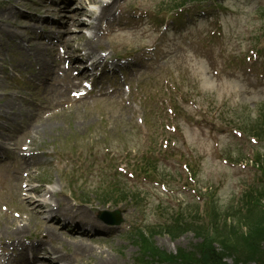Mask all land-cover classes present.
Wrapping results in <instances>:
<instances>
[{
	"label": "rangeland",
	"instance_id": "obj_1",
	"mask_svg": "<svg viewBox=\"0 0 264 264\" xmlns=\"http://www.w3.org/2000/svg\"><path fill=\"white\" fill-rule=\"evenodd\" d=\"M33 1L0 0V105L7 101H2L3 95H13L15 106H23V112L31 105L21 95L38 90H30L27 82L9 72L19 49L17 39L10 34L18 35L24 47L31 36L30 27L24 28L28 23L25 15L36 12L39 21L45 13L62 18L52 10L36 9L41 0ZM182 1L114 0L111 33L102 36L99 31V39L93 40L99 47L93 51H103L109 57L125 55L126 61L134 63L133 67L128 64L130 76L123 71L122 84L129 92L117 84L111 93L75 101L48 118L40 114L28 122L21 116L19 122L25 126L19 131L10 129L15 150L26 138L32 141V146L28 145V152L35 154L34 162H30V185L40 184L50 190L48 198L41 200L54 204L55 191L68 204L90 211L91 207L95 211L119 208L123 220L115 235L92 240L113 254L116 264H151L156 258L162 259L151 255L155 257L152 259L143 250L144 244L170 258L179 253L193 255L203 239L201 231L191 225L175 226L186 220L201 225L200 217L208 214L210 220L212 210L224 217L222 222L243 231L253 226L256 216L264 227V213L245 221L235 211L247 204L242 194L264 188V160L259 161L260 167L254 165L257 155L264 159V0H219L218 5L206 2L200 10L192 7L193 1L185 0L191 2L185 9L187 14L162 10ZM83 2L95 12L102 0L93 5ZM87 20L91 23L92 19ZM161 24L167 25L166 30L159 28ZM82 30L89 36L87 27ZM78 43L80 40L75 39L71 48ZM119 77L117 82L121 83ZM7 112L2 110L0 115ZM2 124L12 125L0 119V129ZM1 130L9 134L7 129ZM10 156L9 161H0V212L5 210L2 205H19L20 184L10 169L19 170V177L28 169L24 162L14 160L15 154ZM104 187L110 190L102 202ZM28 196L35 198L31 192ZM181 200L182 215L188 218L179 215L175 222L172 209ZM48 215L45 211L43 216ZM0 218L1 223H8L7 218ZM23 222L30 224L29 229H38L43 223L40 216L32 217L27 210L16 220V224ZM57 231L63 236L69 234L64 229ZM212 245L221 249L217 240ZM60 249L72 250L70 246ZM235 256L245 260L250 255ZM88 262L82 258L75 264ZM213 264L234 263L226 257Z\"/></svg>",
	"mask_w": 264,
	"mask_h": 264
},
{
	"label": "bare ground",
	"instance_id": "obj_2",
	"mask_svg": "<svg viewBox=\"0 0 264 264\" xmlns=\"http://www.w3.org/2000/svg\"><path fill=\"white\" fill-rule=\"evenodd\" d=\"M90 1L98 3L101 0ZM51 3V1L38 3L37 7L49 10L51 8ZM68 4L69 3L66 0V2L62 3V5L60 6L64 8L67 7ZM79 6L80 8L73 13L72 19L61 24L63 29L61 30L62 33H60L59 37L51 30L53 25H50V22L41 23L46 29L43 33H37L35 28H33V41L31 43V46L28 48L29 52L33 53L34 62L35 65H37L31 68V72L34 78L38 77L40 80L49 81L51 89H56V91H59L62 95H65V91H67L69 86L74 83V78L70 76V71L73 69L72 63L79 59V57L71 59L66 58L67 52L70 49V42L73 40V37L70 34L66 35L72 30L71 26L79 25L82 27H88L90 29V36L86 37L82 33L81 29L78 28V34L74 37L81 40L82 42L81 49L79 50H83V61H85L92 55L93 49L95 48V46L93 45V39L94 37L98 36L97 32L101 28L102 21L106 20L107 23H110L113 20L112 11L114 8V0H110L109 2L102 4L96 13L85 8L82 1H79ZM7 10H9L10 13H17L16 10H13L11 8H7ZM82 16L92 18V21H90L91 23L85 22L82 19ZM35 21L38 22L37 19ZM10 36L14 40L17 39L14 33H11ZM57 43H59V45ZM58 46L62 48L61 52L59 51ZM100 60L101 57L97 58L91 65L90 70L95 69ZM65 61L68 62L67 68L61 66ZM25 64L26 60L20 53L17 58L16 66ZM85 70L88 69L83 68L82 70H80V72L78 73V77L81 78ZM31 84H34V82L32 81ZM79 85V83L76 84V86ZM3 99H5V95L3 96ZM41 99L43 105H45L44 108L36 107L33 104L34 110L29 111V116L32 115L33 117L37 115V112H43L44 110H46V108H49L54 103L53 101H50V96L47 91H45V93L41 95ZM6 100V102L3 101V103L0 105V111L8 110L7 113L3 114L4 117H6V115L20 116L21 114H23L24 107L22 106V108H17L12 96ZM62 101H65V97L62 98ZM61 111H63V109ZM19 127L20 125H17L16 129H18ZM13 146L14 143L12 142V139H10V135L3 131H0V158L5 155V157L9 158V156L12 155L15 151V148ZM15 157L16 160L24 159V157L18 155H16ZM8 167L9 166H7V168ZM14 170L15 169H13V171ZM17 177L19 178V180L25 178L23 176L19 177L18 171ZM32 178L33 177L30 173L27 174V182H30ZM27 190L36 194L46 193L44 189L33 188V186H30L29 188H27ZM20 191L23 190L20 189ZM53 195L57 197L55 206L49 205L44 201L41 202L37 198L26 199L25 197L21 199V202L25 204V208L20 207V210L22 212H25L27 210L28 214H30L32 217L41 216V212L45 210H47L50 214L49 219L43 220V225L40 226L43 230H38L35 233L34 241L29 245L33 249V251L37 254L40 250H47L46 252L49 254V257L52 256L48 259L50 261L48 263L52 264H71L72 260L75 264L76 260H80L82 258H85L89 261L87 264H116L115 256L113 254L111 255V253H107V251L104 252L102 245L94 244L92 243V240L94 239L97 241L104 234L106 236H114V232L118 230H112L111 228L102 225L97 220L95 221L94 207H91L90 211L89 209L87 210L83 207L68 204L64 200V198H62L55 191L53 192ZM3 218H7L8 223L0 222V245L4 240L7 239H16L17 242H20V238L24 236V232L29 228L30 224H27L25 222H23V224H16L17 218L13 219L10 215H6ZM59 226H61L62 228H60ZM59 228L67 231L69 233L68 236H63L61 234L63 233L62 231L61 233H59L57 231L59 230ZM1 233L4 234L2 235ZM47 243L49 245V249H47ZM64 246H70L72 250L68 251L60 249ZM23 250H25V247H23ZM23 250L22 255H25ZM116 256L119 257L120 254H116ZM37 258L30 261H23L24 256H21L17 261H9L4 257L3 254L0 253V262L6 264H44L42 262H36Z\"/></svg>",
	"mask_w": 264,
	"mask_h": 264
},
{
	"label": "trees",
	"instance_id": "obj_3",
	"mask_svg": "<svg viewBox=\"0 0 264 264\" xmlns=\"http://www.w3.org/2000/svg\"><path fill=\"white\" fill-rule=\"evenodd\" d=\"M262 204L263 209H259L257 213H264V202ZM257 213L252 212L251 215H245L244 218L248 220ZM254 218L257 219V221L253 223V226H247L244 231L237 229L233 231L228 237L222 234L217 228L214 229V232L204 230L203 232H205V234L203 235V239L201 240V243L198 247V252L201 259L200 262H216L221 257L226 255L225 253H229V255L232 256H235L236 253H239L243 256L250 255L245 260H255L260 262V264L264 263V227L263 225H260L261 219H259L258 216ZM254 226L259 228L253 231L255 229ZM175 227L179 229L178 225ZM200 228V226H197L195 229L198 231ZM223 228L227 229L225 224L223 225ZM227 230L229 233L230 228ZM210 237L218 238L215 240L219 241V247H221V249H217L212 245L215 240L211 239ZM235 257L237 261L241 260L237 256ZM184 258H187V256Z\"/></svg>",
	"mask_w": 264,
	"mask_h": 264
}]
</instances>
